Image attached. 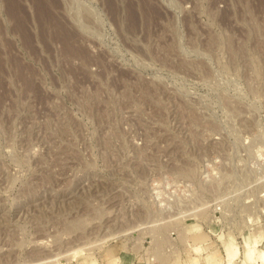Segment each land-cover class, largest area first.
<instances>
[{
  "label": "rangeland",
  "instance_id": "obj_1",
  "mask_svg": "<svg viewBox=\"0 0 264 264\" xmlns=\"http://www.w3.org/2000/svg\"><path fill=\"white\" fill-rule=\"evenodd\" d=\"M0 264H264V0H0Z\"/></svg>",
  "mask_w": 264,
  "mask_h": 264
},
{
  "label": "bare ground",
  "instance_id": "obj_2",
  "mask_svg": "<svg viewBox=\"0 0 264 264\" xmlns=\"http://www.w3.org/2000/svg\"><path fill=\"white\" fill-rule=\"evenodd\" d=\"M18 15V18H19V20H20V14H17ZM130 20H133V18H132V15L130 14ZM16 21V20H15ZM43 24L44 25H46L47 27H50V28H54V29H56L53 33V35H54V37L56 38V39H58V40H62V42L64 41V42H71V39H72V37H71V35L67 32V30L63 27V26H61L55 19H53L52 17H49L48 19H46V20H44V22H43ZM20 27V26H19ZM21 28V27H20ZM25 37H26V35H25ZM69 42V43H70ZM21 69V68H20ZM194 248V247H193ZM195 251H197V252H199L200 251V248H197L196 247V249H195ZM247 254H248V252H247ZM228 260H229V262H231V259H230V257L229 258H227Z\"/></svg>",
  "mask_w": 264,
  "mask_h": 264
}]
</instances>
